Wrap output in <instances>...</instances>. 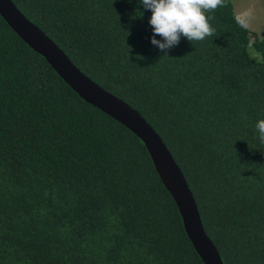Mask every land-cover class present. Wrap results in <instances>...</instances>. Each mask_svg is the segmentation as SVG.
I'll return each mask as SVG.
<instances>
[{
  "label": "trees",
  "instance_id": "1",
  "mask_svg": "<svg viewBox=\"0 0 264 264\" xmlns=\"http://www.w3.org/2000/svg\"><path fill=\"white\" fill-rule=\"evenodd\" d=\"M11 1L156 131L223 264H264V38L232 0L167 56L141 0ZM0 264H203L143 143L1 16Z\"/></svg>",
  "mask_w": 264,
  "mask_h": 264
},
{
  "label": "water",
  "instance_id": "2",
  "mask_svg": "<svg viewBox=\"0 0 264 264\" xmlns=\"http://www.w3.org/2000/svg\"><path fill=\"white\" fill-rule=\"evenodd\" d=\"M0 16L82 100L123 125L143 143L159 179L178 209L184 231L195 252L203 264H223L217 248L205 232L197 204L182 171L160 136L139 112L82 73L11 0H0Z\"/></svg>",
  "mask_w": 264,
  "mask_h": 264
},
{
  "label": "clouds",
  "instance_id": "3",
  "mask_svg": "<svg viewBox=\"0 0 264 264\" xmlns=\"http://www.w3.org/2000/svg\"><path fill=\"white\" fill-rule=\"evenodd\" d=\"M141 4L151 12L150 42L167 56V50L178 45L181 37L192 43L214 36L215 29L207 13L223 7L224 0H141ZM157 36L161 39H156ZM255 128L264 143V119L258 120Z\"/></svg>",
  "mask_w": 264,
  "mask_h": 264
},
{
  "label": "rangeland",
  "instance_id": "4",
  "mask_svg": "<svg viewBox=\"0 0 264 264\" xmlns=\"http://www.w3.org/2000/svg\"><path fill=\"white\" fill-rule=\"evenodd\" d=\"M232 2L234 12L242 25L254 36L264 38V0H232Z\"/></svg>",
  "mask_w": 264,
  "mask_h": 264
}]
</instances>
